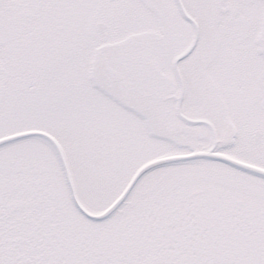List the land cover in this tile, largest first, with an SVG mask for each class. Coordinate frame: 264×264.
<instances>
[{
  "label": "snow or ice",
  "instance_id": "obj_1",
  "mask_svg": "<svg viewBox=\"0 0 264 264\" xmlns=\"http://www.w3.org/2000/svg\"><path fill=\"white\" fill-rule=\"evenodd\" d=\"M0 264H264V0H0Z\"/></svg>",
  "mask_w": 264,
  "mask_h": 264
}]
</instances>
